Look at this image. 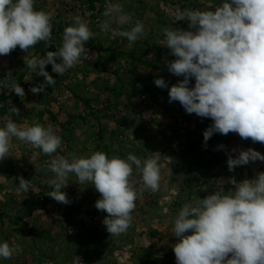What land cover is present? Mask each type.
<instances>
[{"label":"rangeland","instance_id":"1","mask_svg":"<svg viewBox=\"0 0 264 264\" xmlns=\"http://www.w3.org/2000/svg\"><path fill=\"white\" fill-rule=\"evenodd\" d=\"M108 2L35 0L36 10L51 13L53 17L52 37L47 46L40 42L27 53L17 46L9 55L0 56V71L9 74L3 81L0 77V101L3 100L7 106H4L5 113L8 114L10 107L15 106L19 109V116L13 115L12 118L18 126L24 123L20 119H32V122L46 127L51 125L62 138L61 147L51 157L24 142L19 147V150L34 153L38 166L44 165L42 174L35 165L37 177L33 180L27 178L26 158H16L13 160L15 164L10 165L12 161L5 164L7 171L13 165L20 166V176L31 180L33 186L30 187L32 196L29 203L23 207L18 204L14 212L16 220L13 222L9 219L12 218L10 213L7 214L5 220L13 222L5 226L11 230L9 236H5L0 228V242L19 244L22 251L11 259H0V264H72L75 255L82 259L83 264H176L173 245L178 238L172 229L182 205L206 197L222 182L225 191L234 190L231 180L253 179L264 171V161L260 160L229 171L227 160L230 155L236 156L248 148L264 154V144L254 143L250 138L242 139L236 133H214L205 145L203 132L213 121L194 113L188 114L178 101L170 103L168 88L157 87L154 83L156 78L162 77L170 88L183 79L168 71L167 62L175 57L163 45L166 42L165 28L195 31L189 29L186 19L174 21L177 11L212 8L222 0H111L112 3H121L124 12L131 17V22L121 30L130 29L136 22L144 25V35L132 44L125 37L101 29ZM76 15L82 16L96 35L86 42L80 62L63 75L54 74V87L45 86L50 92L63 89L61 92L69 94V99H63L67 102H58L52 95L56 101L30 102L32 91L20 97L12 90L14 83L21 87L26 82H30L32 87L35 84L33 79H29L31 77L23 79L20 76L22 69H29L24 57H44L48 51H56L62 46L65 27ZM116 27L113 23L112 28ZM46 67L50 68V73L53 72L51 64ZM31 75L37 76L33 71ZM38 76L37 86L43 79V76ZM194 83L192 78L189 86H194ZM4 89L9 91L6 96ZM13 93L16 97L11 100ZM59 103L72 109L59 107V112L54 111L53 107ZM45 104L51 109H47ZM35 108L39 109L37 114ZM41 110L43 113H39ZM1 112L2 120L5 113ZM220 145L224 147H218ZM29 146L34 150H29ZM96 151L122 158L132 152L142 161L154 153L160 156L161 189L142 192L136 201L132 225L120 236H111L102 223L107 213L95 207L101 194L94 185L79 184L76 176L69 174L62 191L70 203H58L47 195L52 190L47 185L48 180H53L55 174L47 169L46 161L61 155L71 160L70 154L86 157ZM132 179L139 182L138 189L143 188L135 166ZM165 181L167 187L164 186Z\"/></svg>","mask_w":264,"mask_h":264},{"label":"clouds","instance_id":"2","mask_svg":"<svg viewBox=\"0 0 264 264\" xmlns=\"http://www.w3.org/2000/svg\"><path fill=\"white\" fill-rule=\"evenodd\" d=\"M34 4L35 0H0V56L9 55L17 46L26 53L40 42L47 46L52 37L53 17L36 10ZM104 16L101 29L127 38L129 44L144 35L142 22L121 30L131 22V17L119 2L109 0ZM185 19L189 29L195 31L163 30V45L175 57L167 62V69L183 79L169 88L158 77L155 85L168 88L170 103L178 101L188 114L213 121L203 132L205 145L214 133H236L242 139L264 144V0H222L212 8L178 10L174 21ZM71 20L64 29L62 46L56 51H48L44 57H24L26 67L44 77L40 85L30 89L33 93L44 91L46 85L55 86L46 65L51 64L53 72L63 75L80 62L86 42L95 37L82 16ZM113 23L117 25L115 29ZM192 78L195 83L190 87ZM12 90L20 97L25 95L18 83L13 84ZM13 115L19 116L15 106L2 118L0 161L12 155V138L50 157L61 147L62 138L51 125L33 122L20 127ZM70 155L71 160L61 155L45 162L55 174L47 184L52 189L47 195L58 203H70L62 191L69 174H74L79 184L94 185L101 194L95 207L107 213L102 223L111 236H120L131 227L136 201L144 190L161 189L160 156L155 153L143 161L132 152L126 158L109 157L102 151L86 157ZM257 160L264 161V154L248 148L236 156L230 155L227 165L232 171ZM134 166L140 173L142 189L132 179ZM231 183L234 190L225 191L222 182L206 197L182 205L172 229L178 238L173 245L176 264H264V171L253 179H233ZM18 185L25 193L30 190L29 181L23 176ZM164 186L167 187V181ZM20 251L19 244L0 242V259H11ZM72 264L83 261L75 255Z\"/></svg>","mask_w":264,"mask_h":264},{"label":"crops","instance_id":"3","mask_svg":"<svg viewBox=\"0 0 264 264\" xmlns=\"http://www.w3.org/2000/svg\"><path fill=\"white\" fill-rule=\"evenodd\" d=\"M41 46H42V48H44V44L43 45L41 44ZM13 63H16V61ZM17 67H21V66H19V64H17ZM22 71L23 72L20 75L21 78L25 79V78L31 77L29 79H31V80L33 79V81L35 82L34 85L37 86V81L39 79V76L37 75V76L33 77L31 75L32 70L30 68L27 71H24L22 69ZM46 71H48V73L51 76H54V74H56L55 72L50 73V68H47V67H46ZM0 73H1L0 77H1L2 81H3V79H7L8 75H9L7 71H4V72L0 71ZM42 78L43 79L39 82V84L44 81V77H42ZM62 90L63 89H57V91H55V92H53V91L50 92V89L45 88L44 91H42L40 93H32V96L28 101L33 102V101L42 100V102H46L48 100L56 101V99H58L57 100L58 102H67V100H63V99H66V98L69 99V94L65 93V92H61ZM4 91H5L4 96H6L7 95L6 93H9V91L7 90L8 91L7 92L5 89H4ZM1 95H0V97L2 99ZM51 95H52V97H54L56 99H54V98L52 99ZM15 97H16V95L14 93L10 95L11 100L12 99L14 100ZM5 100L9 101V98H6ZM32 105H36L35 107H39V105L35 104V103H33ZM45 105H46L47 109H51L50 105H48V104H45ZM4 106L5 105H4L3 100L0 101V110L2 111L1 114L5 113ZM5 107H7V106H5ZM32 107L33 106L30 107L29 112L32 110ZM59 107H61L62 110L64 108L67 110L72 109L69 106L63 107V105L61 103H59L58 105L53 107L54 111L58 110V112H59V110H60ZM38 110L39 109H36V108L34 109L36 114H37ZM22 111H23V109H22ZM43 111L44 110H41V111H39V113L40 112L43 113ZM5 115H7V113H5ZM28 116H29V114H28ZM20 121H24V123L19 124V126H22V127L30 126L33 124L32 119L30 121V120H26L25 118H23V120L20 119ZM75 126H76V124L74 125V127ZM12 144H13L12 152H11L12 155H9L4 160L0 161V165H1V168H0V228H2V230L5 232V236H9V233H10L9 231H11V230H9V228L5 227V226H7L6 224L7 223L13 224V222L16 220L15 217L17 216V214L15 213L16 214L15 215L14 212L18 208V206H19L18 204H21L20 207L27 205L30 201V197L32 196V193H30V190L27 193H25L19 188V185H18L19 184V176L22 174V172L20 171V169H21L20 166L13 167L14 166L13 165L7 171V168H5L6 167L5 164L9 163L10 161H12L10 163V165L15 164L13 162V160L16 158H26L27 162H26V164H24V168L27 167L29 169V173H27V178H29L31 180H33L35 177H37L35 175V172H37V169H35V165L38 166V163H36L37 160L36 161L34 160V157H36V155L34 153H32L31 151L19 150V147L23 146V142L19 141L16 138H12ZM31 149L32 148L29 146V150H31ZM32 150H34V149H32ZM19 152L26 154V157H24L23 154H20ZM19 164L22 165V162H20ZM38 167H39L40 173L42 174L44 171V165H41ZM46 179H48L47 176H46ZM48 181H50V180H48ZM24 210H25V208H24ZM8 213H10V216H12V218L9 217V219L13 221L12 223H10V221L8 219L5 220ZM2 225H4V226H2Z\"/></svg>","mask_w":264,"mask_h":264},{"label":"built area","instance_id":"4","mask_svg":"<svg viewBox=\"0 0 264 264\" xmlns=\"http://www.w3.org/2000/svg\"><path fill=\"white\" fill-rule=\"evenodd\" d=\"M22 88L24 89V92H25L24 96H26V94H28L31 91L30 89L32 88V84L30 82H26L24 87H22ZM0 126H2V120L1 119H0ZM25 180L29 181L30 187L33 186V182L31 180H29V179H25Z\"/></svg>","mask_w":264,"mask_h":264}]
</instances>
